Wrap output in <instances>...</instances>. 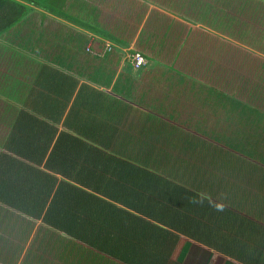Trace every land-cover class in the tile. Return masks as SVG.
Returning a JSON list of instances; mask_svg holds the SVG:
<instances>
[{"label":"trees","instance_id":"16d2710c","mask_svg":"<svg viewBox=\"0 0 264 264\" xmlns=\"http://www.w3.org/2000/svg\"><path fill=\"white\" fill-rule=\"evenodd\" d=\"M49 1L52 0H0V68L10 66L16 71V74H19L17 72L21 66H27L33 72L32 80L34 78L33 86H27L28 90L34 89L35 86L43 88L52 86L53 92L60 94L58 89L65 86L67 81L72 83V79L51 70L56 68L47 65V63H54L52 60L46 59L44 56H42L43 60H36L1 40L5 32L8 33L9 30L16 27H21L26 37L30 35L48 37L49 33L42 26L43 16L35 15L32 9L44 8ZM54 1L58 2V0ZM210 2L213 3L212 0ZM238 4L237 11L247 10L248 4L255 9L264 7V0H241V3ZM225 26L232 25L226 22ZM17 30L19 29L17 28ZM259 36L262 35L257 37ZM109 39L117 41L114 37ZM37 40L39 41L40 38L38 37ZM50 40L52 45L59 50V55L55 58L58 59V65L64 69L70 68L71 63L68 62V59L77 58L79 50L73 47L78 48L77 45L82 43L81 37L75 40L70 34L63 33L55 35ZM71 40L76 43L70 44ZM107 43L111 45L110 52L103 53L101 57L95 55L96 58H90L101 60L115 51L114 43L109 40ZM234 46L238 50V46ZM110 62L109 65L114 63L112 59ZM123 62L125 63L122 70L128 74L132 72V66L128 60L124 59ZM0 77H2L0 114H3L6 99L13 93H19L16 86L11 87L10 83L15 81L17 85L20 82L17 76L0 73ZM108 77L109 75L104 76L105 79ZM115 85L118 87L119 97L115 96L109 101L111 104L109 109L100 108L98 93L91 92L85 95L77 93L75 95V101L80 104L84 99L91 101L95 113L93 121L98 122L102 130L108 129V131H103L104 136L101 138L99 134L93 135L89 141L91 145H86L85 141L77 139L76 147L71 148L63 139V131H60L50 147L49 156L42 163V170L38 168L33 170L32 163L41 161L45 148L49 147L51 143L55 126L46 125L41 134L26 136L22 126L13 125L12 129L19 138L11 140L12 150L17 155L24 156L28 164H23L18 160L12 161L11 170L14 172H12L10 180L13 182V187L9 190L7 208L19 217L22 214L27 218L32 217L39 221L44 230L39 225L38 227L45 238V244L41 242L37 247V252L28 248L22 258L16 257L18 264H49L48 261L52 258L61 263H67L68 256L63 255V250H82L84 246H81L76 240L83 239L97 243L104 250L112 249V244L120 240L121 245H114V248L119 252L118 261L123 264H137V249H141L140 244L148 247L150 241L145 240L146 238L141 235L145 228L142 221L137 222L127 214L125 216L117 214L112 206L102 200V197L118 198L119 195V197H132L133 201L142 202L138 205L125 203L124 207L127 210L124 211L143 213L144 216L152 220L157 219V223L173 231H184L185 229L193 231L190 238L196 241H205L208 244L214 242L211 241L210 234L200 237L195 234V230L191 229V226L197 227L201 224L200 230L203 234L213 230L216 240L213 248L221 251L226 250L228 255L229 243L234 241L240 249L243 247V250H247L248 254H256L264 264V226L260 225L263 215L258 212V216H250L253 212L264 207V159L260 164H253L251 161L252 150H248L249 147L246 145H241L242 149L248 150V155L238 158L237 162L244 165L237 164L234 156V166L224 167V171L218 170L213 173L211 171L214 166L212 160L216 156L213 155L212 159L208 153L200 152L198 149L204 150L212 147L215 151L222 152L223 147L219 144L220 141H215L216 144H214L213 139L206 138L207 142H204L201 135L190 133L188 130L178 133L177 129L176 134L172 133L175 128L169 115L165 112V114H160L159 118L164 120L167 118V121L170 122L172 129L168 131L165 125H158L152 121L147 111H144H151V108L144 107L142 97H136L133 91L129 90L130 84L118 77L115 80ZM205 86L211 90L214 96L211 101L220 106H227L237 113L250 115L254 113L255 117L262 119L263 123L260 126L263 128L264 105L255 107L230 92L224 93L225 95H217L214 94L216 91L212 90V84L206 82ZM21 87L24 88L25 84L21 83ZM30 94L36 95L38 98L42 95L41 92L36 91ZM257 95L261 96L258 99L264 103V91L261 90V93ZM114 102H118L120 105L117 106ZM51 109L57 118L60 108ZM116 109L117 111L114 112ZM109 113L111 115L109 119H106ZM24 116L30 115L26 113ZM30 118L33 117L30 116ZM55 118L53 120H56ZM21 120L20 116L15 123ZM98 123H94L92 127H96ZM119 128L130 132L119 135ZM167 140L175 142L174 146L179 156L190 162L194 170L183 166L182 159L172 158L166 153L167 144L164 143ZM136 142H140L143 149L138 153L139 161L133 160L126 153L127 144ZM178 142H181L183 146H177ZM239 144L234 142V145ZM103 149L110 150L113 155L104 154ZM53 154L59 156L60 171L56 173L50 172L52 169L50 165L54 160ZM160 154L165 156L163 162L160 161ZM204 160H210L212 164H201ZM240 166L250 167L247 171L248 175L260 173L261 180H255V184L252 183L254 187L227 184L229 179H233L232 170L239 171ZM17 170L26 172L24 180ZM166 172H172L173 178L177 181H174L170 176L167 178ZM239 176L240 174H236V177ZM203 178H206L207 182L211 181L212 184L217 183L213 186H205L203 188L204 196L191 190L192 186L201 189ZM0 185H4L3 180H0ZM0 197L4 198L2 189H0ZM209 198L210 200L216 199L220 203L216 207L218 210L215 209V205L211 204ZM19 201L20 203H18ZM251 202L255 207L249 206ZM197 210L207 217L214 216L215 221L205 219L202 222L188 217L189 214L195 216L193 212ZM12 213L5 211L0 217V225L9 222L6 235L8 244L5 247L10 246L9 244L14 247L19 246L18 243L22 239L21 232L28 230L30 233L34 228V223L24 222L25 219L13 216ZM82 225L85 226L82 231L85 230L87 233L80 232ZM155 228L154 225H151L148 230H155ZM34 229L37 232V228ZM67 236L68 239L65 240ZM172 236L175 237L173 234ZM1 238L0 235L2 241ZM251 240L253 241L248 244ZM150 247L153 246L150 245ZM40 248L43 251H40ZM52 253L55 254L52 255ZM7 256L10 258L9 254ZM2 259H6V254L2 256ZM0 264L3 263L0 262Z\"/></svg>","mask_w":264,"mask_h":264},{"label":"crops","instance_id":"0c3cea01","mask_svg":"<svg viewBox=\"0 0 264 264\" xmlns=\"http://www.w3.org/2000/svg\"><path fill=\"white\" fill-rule=\"evenodd\" d=\"M134 1L135 5L132 7V10L140 11L143 13L148 11V8L144 10L143 4H137L138 0ZM189 3H191V1H189ZM124 4H126V2H124ZM150 6V14L151 12H153V9H158L153 4H150ZM32 10H34L33 13L35 15L43 16L42 26L45 27L46 31L49 33L48 37L33 35L26 37L24 35V31L21 30V27H16L13 28L15 30L11 29L8 31V33L5 32L1 40L9 44L10 46L12 45L15 49L33 57L36 60H43L42 56H44L46 59L52 60L54 63H47V65L56 68H53L51 70L57 71L60 74L67 75L72 79V83L70 81H67V84L65 86L60 87L58 89L60 91V94L53 92L54 88L52 86H46L44 88L42 86H35L34 89L31 88L30 90H28V87H24L22 96L19 93H13L6 99L4 105L5 112L3 115L0 114V180H3L4 182L3 186L0 185V189L3 190L4 194V198L0 197V217L1 215H3V213H5V211H9L12 213V211H10L11 209L7 208V206L9 205V190L13 187V182L10 180L11 174L12 172H14V170H11L12 161L18 160L23 164H28L24 156L17 155L12 150V145L10 143L11 140L19 138L16 132L12 129L13 125L22 126V130L25 132L26 136L41 134L44 131L46 125L49 126L51 124L55 126V131L51 143L49 147L45 148V152L41 156V161L39 163H32L33 170L35 168L42 170V163L49 156V152L51 150L50 147L60 131H63V139L71 148L76 147L77 139L85 141L86 145H91V142L89 141L92 139L93 135L99 134L102 138L104 136L103 131H108V129L104 128L102 130L101 127H99V123L93 121L95 113L93 112L91 101L84 99L82 104H80L78 101H75V95L77 93H81L83 95L89 94L91 92H93V94L98 93L100 96V108H102L103 110L109 109L111 105L109 104V101L115 96L119 97V94L117 92L118 87L115 85V80L118 77H121L126 81V83L130 84L131 88L135 89L133 93L136 97H142L144 107H150V104H152L154 101L152 100L149 91H137L142 89L143 87H150L149 89H151V87H154L148 85V83L153 81L152 79H145L144 84H142L143 79L147 76L145 72L148 70V68L138 72L136 76H129L128 73L122 70V68L124 67L123 64L125 63L123 61L124 59H127L125 53L129 50L130 46L134 45L132 44V42L127 41L123 37L131 36L127 32V30H134V28H136V35L138 37H144L143 40L139 37L142 42H145V40L152 38L148 42H145V44L147 43V46H156L157 49H155V51H158L163 44V39H158V34H160V32L151 30V28L155 26L156 21L159 20L157 19L156 15L151 16V20L148 22L149 24L147 23L148 25L146 24V22L150 14H147L146 16L144 15V18L141 21L136 19L130 21L131 16L128 14L130 9L127 8V4L126 7L123 5L122 0H64V3L62 5L60 0H58V2L52 0L51 2H47L46 7L33 8ZM110 11L113 12L110 13L108 17L119 13L120 15L124 16L123 19L117 18L113 22V24H106V22L103 20V16ZM157 13L165 14L167 12L163 9H159ZM76 17L82 19L81 21L83 25L73 24L74 21H71L72 23L69 24L67 23L70 20H74ZM172 17L179 22L172 23L171 20L168 19V27L164 31L168 32V28L177 29L183 32V37H185L194 30V27L201 29V23L196 20L194 22H187L181 18L175 16ZM144 25H146V30H142L141 28L144 27ZM119 27H121L120 35H118V33L116 32ZM17 28L19 30H17ZM63 33L70 34L74 37L75 40H77L79 37L83 38V40H85L86 38V41L92 39V42L95 44H100L103 40H109L114 43V47L116 48V50L111 52V56L110 53L106 58H103L101 60L92 59L87 55L86 57H84V54L82 52L80 54V58L68 59V62L71 63V67L68 69H64L58 65V59H55L59 55V50L57 47L52 45L50 40V38H54L55 35H61ZM38 37L40 38L39 41L37 40ZM110 37L116 38L117 41L115 42L112 39H109ZM133 37H135V33ZM160 37H165V33H163L162 36L160 35ZM74 43L76 42L71 40L70 44L74 45ZM142 44L143 43H141V45ZM29 45H32L33 47H30ZM75 49L80 50L78 48ZM185 49L186 46H178L176 48H172L171 50L174 52V55H176L177 53L180 54ZM153 56L154 55L152 53L150 56H148V58L152 61L154 59ZM111 59L114 61V63L112 65H109L111 63ZM168 67L171 68L170 66ZM180 71V69L172 68L168 69L166 73L162 74L163 76L167 75L171 78H179L182 76ZM107 75H109V77L108 79H105L104 76ZM151 76L153 75H149L148 77ZM178 82L179 81L176 79V83ZM187 82L189 84V80H187ZM10 86L15 87L16 82H11ZM35 91L41 92L42 95L38 98L36 95L34 96L30 94L34 93ZM60 102L61 104H58ZM114 103L117 106L120 105L118 102ZM44 105H46V107H44ZM51 108H60L57 118H55V113ZM115 111H117V109L114 110V112ZM26 113L33 118H30V116H24V114ZM110 115L111 113L107 115L106 119H109ZM20 116L22 117V120L18 123H15L16 119ZM53 118H55L56 120H53ZM94 123H98V125L96 127H92ZM126 131L127 130H123L120 128L118 129L119 135H125L130 132ZM103 152L104 154L113 155L108 149H103ZM53 156L54 160H52L53 163L50 165V167L52 168L50 172L56 173L60 171L58 159L59 156L58 154H53ZM187 167L194 170L192 166ZM239 169V171L232 170L231 173L234 174V176L236 174L243 175V184H252L251 182L249 183L248 181H246L247 177L250 178L251 176L248 175L249 172L245 171L242 166H240ZM215 170L216 167L212 168L211 171L215 173ZM17 171L20 177H23L22 180H24L26 178L24 177L26 176V172L23 170ZM255 176H257L256 180H261L260 173ZM167 178H169V176H167ZM205 181L208 180L205 178ZM253 184H255V181H253ZM119 196L118 198L102 197V200L112 206L117 214H120L122 216H125V214H127L137 222L142 221L145 228L143 229V233L141 235L146 238L145 240L150 241L148 247L147 245L145 246L140 244L141 249H137V264H175V262H182L181 264H199L200 261L201 264H222V262L225 264H262L260 258L256 254H248L247 250H243V247H241L240 249V247H238L236 242L234 241H230L229 243L228 255L226 254V250L221 251L219 249L213 248V245L216 241L213 230L208 231L206 234H203L200 230L202 228L201 224L197 227H193L191 225L190 226L191 229L195 230V234L200 237H204L205 235L210 234L211 241L214 242L208 244L205 241H196L190 238L193 231H190L188 229H185L184 231H173L172 229L165 227L160 223H157V219L152 220L144 216L143 213H138L130 210L124 211L127 210L124 207L125 203H133L138 205L142 202L133 201L132 197ZM210 202L211 204L215 205V209L218 210L216 207L220 205V203L217 200L215 203H213V200H210ZM18 203H20V201ZM193 213L195 214V216H192L190 214L188 215V217H191L192 220H194L193 218H195L196 221H202L203 219L215 221L214 216L207 217L201 214L202 212H200V210H197ZM20 217H23L22 219H26V217L22 214ZM28 221L34 223V228H37L38 233L31 230L30 233L21 232L20 236H26L25 240L31 237L29 247L37 244V247H39V244L41 242H45V238L38 225L42 229L44 227L39 221L38 224H36L37 220L35 218H31V220H27L26 222ZM151 225H154L158 230L156 228L155 230H148V227H150ZM84 227L85 226L82 225L81 231H79L87 233L85 230L82 231ZM172 234L175 237H173ZM66 239H68V236L65 238V240ZM25 240H23L21 243H23ZM76 241L81 246H84V248L79 251H75L72 249L63 250V255L68 256L67 263H61L59 262V260H54L53 258L50 259L48 263L123 264L118 261L119 252L114 248L115 244L121 245L120 240H118L117 243L112 244V249L107 248L105 250L102 249L101 246L99 247L97 243L88 241L86 239ZM112 241L113 240L111 239V242ZM185 241H190V243H192V246H187ZM252 241L253 240L249 241L248 244H250ZM150 245H152L153 247H150ZM203 250H206L207 252H204ZM41 251H43V249H41ZM209 251L217 256L215 261L210 258L211 256L209 254ZM53 254L55 253H52V255ZM58 255L60 254L58 253ZM195 260H197L198 263L194 262Z\"/></svg>","mask_w":264,"mask_h":264},{"label":"rangeland","instance_id":"374dc122","mask_svg":"<svg viewBox=\"0 0 264 264\" xmlns=\"http://www.w3.org/2000/svg\"><path fill=\"white\" fill-rule=\"evenodd\" d=\"M122 1L123 5L126 7L127 4V8L130 9L128 13L131 16L130 21L134 19L141 21L144 15L150 14V4H153L158 9H153L146 24L151 20L152 15H156L159 20L156 21L155 26H153L151 30L160 32V34H158V39H161L162 37H160V35L162 36V34L165 33V37L162 38V47L158 51H155V49H157L156 46H147V43L145 44V42H148L152 38L145 40V42L140 40V38L143 40L144 37L139 36V38L136 35V28H134V30H127L131 36L123 37L134 44L133 48L140 50L146 55L147 63L138 68H132V72L129 74L131 76H136L138 72L148 68L145 72L147 76L143 79L142 84H144L145 79H152L153 81L148 83V85L154 87H151V89H149L150 87L138 88L140 90L137 91H149L154 102L150 104V107H152L151 111H144H147L152 121L158 123V125H165L168 131L171 130L172 126L170 122L167 121V118L166 120L159 118L160 114L162 115L166 112L175 128V131L172 133L176 134L177 129L178 133H184L183 130H188L190 133L201 135L204 142H207V139H213L214 144H216L215 141H220L219 144L223 147L222 152H217L212 147H208L204 150L198 149L200 152L208 153L212 159L213 155L216 156V158L212 160L214 165L212 168L216 167L215 172H217L218 169L224 171V167L234 166V156L236 157L237 164L244 165L237 162V159L247 156L248 150H252L251 153H253L251 157L252 163L260 164L264 159V124H262L263 128L260 126V124L263 123L262 119L255 117L254 113L251 115L237 113L236 111L230 110L227 106H220L211 101L214 96L211 90L209 89V91L205 86V83L212 84L213 92L214 90L216 91L214 94L220 95L230 92L233 93L235 97L242 98L245 102H249L255 107H262L264 105V103L258 99L261 96L257 95L261 93V90L264 91V7L253 9V7L248 4L247 10L240 9V11H237L239 6L238 3H241V0H212L213 3H211L210 0H186L187 2L184 0H138L137 4H143L144 10L148 8V11L143 13L132 10V7L135 5L134 0ZM189 1H191V3H189ZM124 2H126V4H124ZM159 9L165 10L168 14L157 13ZM112 12L113 11H110L104 14L103 20L106 24H113L117 18L123 19L124 17L119 13L108 17ZM172 16L181 18L187 22H194L196 20L201 23V29L194 27V30L185 37H183V32L177 29L168 28V32L164 31L168 27V19H172V23L179 22L173 19ZM81 20L82 19L76 17L74 20H70L67 23L69 24L72 23L71 21H74L73 24L83 25ZM226 22H229L232 26L226 27ZM145 26L146 25L141 27L142 30H146ZM120 31L121 27L116 30L118 35H120ZM134 33L136 38L133 37ZM258 35L262 36L257 37ZM81 40L82 43L77 45L78 49H80L77 52V58H80L82 52L84 53V57H86V55L88 57H94L95 52L99 49L101 44H95L92 41L85 43L83 38H81ZM141 43L143 44L141 45ZM234 45L238 46V50ZM178 46H186V49L180 54L177 53L174 55L171 49ZM86 47L89 48V51L86 50ZM73 48L75 49V47ZM152 53L154 55L153 61L148 58ZM111 55L112 53L110 56ZM259 66H262V68H259ZM172 68L180 69L182 76L179 78H171L167 75L163 76L162 73H166L168 69ZM0 70L1 74L17 76L20 83L16 85V89L21 96L23 95L21 83L25 84V87L33 86V72H31L27 66L22 65L19 72H17L19 74H16V71L10 66L7 68H0ZM149 75L153 76L148 77ZM1 78L2 77H0V82ZM191 78H193L194 81H191ZM176 79L179 81L178 83H176ZM187 80L192 82V84H188ZM129 90L135 91L134 88H129ZM234 142L240 144L234 145ZM164 144H167L165 151L170 157L182 159L174 146L175 142L167 140ZM176 145L183 146L181 142H178ZM241 145H246L249 149H242ZM127 146L128 149L126 153L133 160L139 161L140 155L138 153L143 150L140 146V142L128 143ZM164 157V154H160V161L163 162ZM182 161L184 163L183 166H192L184 157ZM212 163L210 160H204L201 164ZM242 167L245 171H249L250 167ZM165 174L166 176H170V173L166 172ZM242 176L243 175L239 177H236V175L233 176V179H229L227 184H239L243 187L250 185L254 187L252 184H243L244 179ZM255 180V175H251L250 178L247 177L246 179L249 183H253ZM216 184L217 183L212 184L211 181L207 182L204 179L201 189H196L195 186H192L191 190L204 196L205 192L203 188L208 185L213 186ZM215 202L216 199H213V203ZM222 206L224 207V205ZM249 206L255 207L252 202ZM258 212L261 213L260 215H263L264 218V207L253 212L250 216H258ZM12 215L18 216L15 213H12ZM31 218L32 217H26L23 221L26 222L27 220H31ZM202 221H205V219ZM36 224H38V221ZM8 225L9 222L0 225V235L2 237V241L0 240V262L3 264H18L16 257L22 258L28 248L31 251L37 252L36 247L38 244L29 247L31 237L25 240L26 236H24L22 239L25 241L21 243L23 241L21 239L18 243H21L19 246L14 247L10 245L5 247V245L8 244V237L6 236ZM260 225L264 226V219L260 221ZM32 231L36 232V229L32 228ZM185 243L187 246H192L190 241H185ZM43 244H45V242ZM203 251L207 252L206 250ZM5 254L6 259L3 260L2 256ZM7 254H9L11 260ZM209 254L211 256L210 258L215 261L217 256L211 251H209ZM194 262L198 263L197 260ZM181 263L182 262H175V264ZM199 264H201V261ZM222 264L225 263L222 262Z\"/></svg>","mask_w":264,"mask_h":264},{"label":"built area","instance_id":"2783aa9c","mask_svg":"<svg viewBox=\"0 0 264 264\" xmlns=\"http://www.w3.org/2000/svg\"><path fill=\"white\" fill-rule=\"evenodd\" d=\"M86 50L89 51V48L86 47ZM110 51L111 45L108 44L107 41H105L99 46V49L95 52L94 55L101 57L103 53ZM127 60L133 68H138L145 64V59L139 51H133L132 53L128 54Z\"/></svg>","mask_w":264,"mask_h":264},{"label":"clouds","instance_id":"9594fccd","mask_svg":"<svg viewBox=\"0 0 264 264\" xmlns=\"http://www.w3.org/2000/svg\"><path fill=\"white\" fill-rule=\"evenodd\" d=\"M60 2H61V5H62V4L64 3V0H60ZM170 20H171V22L173 21L172 19H170ZM162 38H163V37H162ZM162 38H161V39H162ZM88 41H92V39H89V40L86 41V38H85V43L88 42ZM105 41H107V40H105ZM85 43H84V44H85ZM102 43H103V42H101L100 44H102ZM83 47H84V45H83ZM131 49H132V50H131ZM133 51H139V52L142 54V56L144 57V59H145V64L147 63V60H146V58H145L146 56L143 54V52H141V51L138 50V49L133 48V46H130V47H129V50L125 53V54H126V58H127V55L130 54V53H132ZM94 56H95V55H94ZM95 58H96V57H95ZM145 64H144V65H145ZM132 68H133V67H132ZM192 80H193V78H192ZM192 80H191V81H192ZM193 81H194V80H193ZM189 84L191 85L192 82H189ZM170 177H171L173 180H176V179L173 178V176H172V172H170ZM177 186H178V185H177ZM179 187H180V186H179Z\"/></svg>","mask_w":264,"mask_h":264}]
</instances>
